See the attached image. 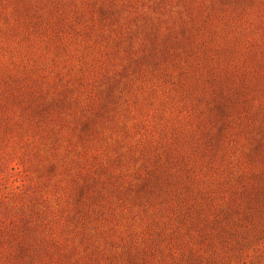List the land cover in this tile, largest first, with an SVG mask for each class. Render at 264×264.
<instances>
[{
    "label": "rangeland",
    "instance_id": "374dc122",
    "mask_svg": "<svg viewBox=\"0 0 264 264\" xmlns=\"http://www.w3.org/2000/svg\"><path fill=\"white\" fill-rule=\"evenodd\" d=\"M0 264H264V0H0Z\"/></svg>",
    "mask_w": 264,
    "mask_h": 264
}]
</instances>
